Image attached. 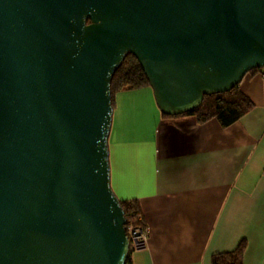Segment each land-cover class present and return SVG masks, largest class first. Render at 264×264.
<instances>
[{
    "label": "water",
    "instance_id": "95a60500",
    "mask_svg": "<svg viewBox=\"0 0 264 264\" xmlns=\"http://www.w3.org/2000/svg\"><path fill=\"white\" fill-rule=\"evenodd\" d=\"M178 115L264 68V0H0V264H125L110 80Z\"/></svg>",
    "mask_w": 264,
    "mask_h": 264
},
{
    "label": "crops",
    "instance_id": "0c3cea01",
    "mask_svg": "<svg viewBox=\"0 0 264 264\" xmlns=\"http://www.w3.org/2000/svg\"><path fill=\"white\" fill-rule=\"evenodd\" d=\"M263 72L242 77L253 106L227 126L163 115L149 85L113 93L110 185L148 228L132 264H211L241 239L242 264H264Z\"/></svg>",
    "mask_w": 264,
    "mask_h": 264
},
{
    "label": "trees",
    "instance_id": "16d2710c",
    "mask_svg": "<svg viewBox=\"0 0 264 264\" xmlns=\"http://www.w3.org/2000/svg\"><path fill=\"white\" fill-rule=\"evenodd\" d=\"M257 69L264 68H252L249 71ZM141 85L149 84L136 58L131 54H127L110 80L111 103L113 104V93L116 90H128ZM252 106V101L236 84L229 90L204 95L197 107L181 114L193 116L198 123L214 118L221 126H227L243 116ZM119 202L124 211L126 234L129 227L144 225L137 201L119 199ZM244 247L245 240L241 239L235 248L214 253L211 264H242ZM131 250L132 246L130 245L125 264H132L130 259Z\"/></svg>",
    "mask_w": 264,
    "mask_h": 264
},
{
    "label": "built area",
    "instance_id": "2783aa9c",
    "mask_svg": "<svg viewBox=\"0 0 264 264\" xmlns=\"http://www.w3.org/2000/svg\"><path fill=\"white\" fill-rule=\"evenodd\" d=\"M264 76V72H263ZM147 226L139 225V226H132L128 228L127 236L130 240V245L132 246V249L138 248L146 242L147 238Z\"/></svg>",
    "mask_w": 264,
    "mask_h": 264
}]
</instances>
